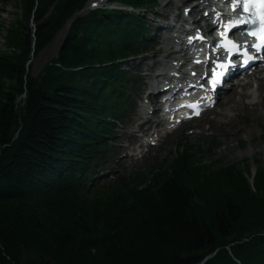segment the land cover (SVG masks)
<instances>
[{
	"label": "trees",
	"instance_id": "1",
	"mask_svg": "<svg viewBox=\"0 0 264 264\" xmlns=\"http://www.w3.org/2000/svg\"><path fill=\"white\" fill-rule=\"evenodd\" d=\"M18 1L35 26L9 30L14 51L0 49V264H264L263 171L251 186L230 165L199 190L192 161L203 150L181 141L147 172L90 184L107 153L112 92L127 76L119 65L138 52L131 48L149 28L140 10L153 0H113L133 14L105 8L75 18L42 78L28 74L26 56L74 3Z\"/></svg>",
	"mask_w": 264,
	"mask_h": 264
},
{
	"label": "rangeland",
	"instance_id": "2",
	"mask_svg": "<svg viewBox=\"0 0 264 264\" xmlns=\"http://www.w3.org/2000/svg\"><path fill=\"white\" fill-rule=\"evenodd\" d=\"M69 1L74 3L72 7V12H74L64 21L58 19L54 24L52 38L39 51H37L34 42L31 49H29V54L26 56L28 60L25 62L26 70L34 78H42L46 74L45 70L47 66L56 68L54 62L58 56L62 42L68 33L72 20L87 15V11L90 10H85V5L89 0L83 5H81L83 0ZM165 1L157 0L158 6L154 9L150 8V10L146 11L140 10L142 13L146 12L150 20L149 24L154 28L160 20L159 16L155 17L153 15L154 13L162 15V13L165 14L167 12V16L170 18L168 22H171L173 16L177 15V11H173V14L170 15L169 7L166 6L163 8ZM99 2V8L118 7L114 3H110L109 0H99ZM16 7H21L18 0H15L12 5L10 4L4 8L0 6V49L9 53L10 51H14L13 47H10L6 40L9 30L15 29L18 33L25 35L27 33L25 27H28L32 31L35 26L32 15L26 22L27 18L25 15V20H23L21 15L22 9L16 11ZM50 9L51 7L48 8L46 16L50 13ZM155 33L156 31L153 32V35ZM164 37L161 35L156 36L157 44L153 46V50L147 55L140 57L134 56L125 60L123 62L124 69L131 64L132 71L137 72L138 68H142V71L146 72V68H149L153 62H158L154 64V68H156L154 74L157 73V68L161 64L169 63L170 61L165 57L167 53L164 52L166 45ZM58 72V70H54L56 75H59ZM153 79L154 77L147 76V84H152ZM24 99L25 93L23 92L17 98L18 104H22ZM247 100H250L252 103L258 102V97L254 100L252 97L244 98L242 103L245 108L243 109L242 106H237L226 117L221 115V112L226 107L222 106L225 100L219 102L214 113L216 116L214 121H210L207 116L201 125L206 130L204 124H212L214 133L211 136L200 137L198 130L193 125H190L168 135L165 139H161L157 146L146 147L139 146L142 142V137L140 136L143 133L141 130L144 131V128L141 126L140 119L142 112L136 110V114L130 116L126 129L122 131L119 140L116 141V144L119 146L121 158L119 159L118 166L113 167L121 173H131L137 170H145L147 172L152 164L160 163L165 157L175 155L177 151L176 144L183 141L182 139H185V145H199L203 150V155L192 161L193 167H196L200 172L199 190L209 188L208 185L206 187L203 186L205 185L206 177L211 175L213 171L226 168L230 165H234L237 170L243 173L250 185H252L254 183L253 178L255 177V173H261L262 171L264 173V101L253 106L252 103L249 105ZM212 140L219 146L213 149L212 154H209L208 148L211 146Z\"/></svg>",
	"mask_w": 264,
	"mask_h": 264
},
{
	"label": "bare ground",
	"instance_id": "3",
	"mask_svg": "<svg viewBox=\"0 0 264 264\" xmlns=\"http://www.w3.org/2000/svg\"><path fill=\"white\" fill-rule=\"evenodd\" d=\"M171 2V1H170ZM170 2H168V4H170ZM182 3H185V0H182L181 1ZM99 2L97 0H90V2L86 5V7H89V6H92V5H98ZM192 12H196L197 9L196 8H192L191 10ZM203 11V10H202ZM162 18H166V15L164 13H162ZM258 80V84H259V88L262 90L264 88V77L263 78H259L257 79ZM236 83L238 85H240V81H236ZM248 84L247 83H244L243 84V87L244 86H247ZM237 95L239 96V99H237ZM245 92H237L235 89H233L228 95H227V99L226 101L224 102L225 105L227 106L228 105V108H226L227 112H230L231 110H233L234 107L238 106L236 105V103L243 99V97H245ZM246 97H249L248 95H246ZM120 101H123V100H120ZM262 101H264V94L262 93ZM122 103H126V102H122ZM235 103V104H234ZM243 107V105H242ZM244 109V107H243ZM222 116H224L223 114H221ZM176 145H180V142L177 143ZM94 183H97L95 180H92Z\"/></svg>",
	"mask_w": 264,
	"mask_h": 264
},
{
	"label": "snow or ice",
	"instance_id": "4",
	"mask_svg": "<svg viewBox=\"0 0 264 264\" xmlns=\"http://www.w3.org/2000/svg\"><path fill=\"white\" fill-rule=\"evenodd\" d=\"M237 2H239V0H237ZM259 2L261 3L262 7H264V0H259ZM247 3H248V0H245V4ZM262 19H264V15H262Z\"/></svg>",
	"mask_w": 264,
	"mask_h": 264
},
{
	"label": "water",
	"instance_id": "5",
	"mask_svg": "<svg viewBox=\"0 0 264 264\" xmlns=\"http://www.w3.org/2000/svg\"><path fill=\"white\" fill-rule=\"evenodd\" d=\"M60 49H61V47H60ZM60 49H59V51H60Z\"/></svg>",
	"mask_w": 264,
	"mask_h": 264
}]
</instances>
